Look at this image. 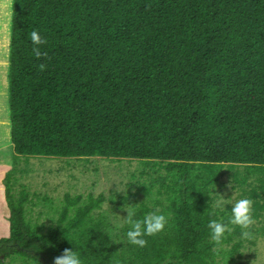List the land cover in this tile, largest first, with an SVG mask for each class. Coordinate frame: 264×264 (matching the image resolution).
I'll list each match as a JSON object with an SVG mask.
<instances>
[{
  "label": "trees",
  "instance_id": "obj_1",
  "mask_svg": "<svg viewBox=\"0 0 264 264\" xmlns=\"http://www.w3.org/2000/svg\"><path fill=\"white\" fill-rule=\"evenodd\" d=\"M9 92L0 264L17 254L53 264L66 248L84 264H249L244 251L264 236V0H14ZM36 157L141 167L125 196L67 194L47 227L27 215L37 194L14 189L20 163ZM212 189L253 201L251 239ZM129 206L137 219H168L143 248L127 241ZM211 220L233 229L220 246Z\"/></svg>",
  "mask_w": 264,
  "mask_h": 264
},
{
  "label": "rangeland",
  "instance_id": "obj_2",
  "mask_svg": "<svg viewBox=\"0 0 264 264\" xmlns=\"http://www.w3.org/2000/svg\"><path fill=\"white\" fill-rule=\"evenodd\" d=\"M11 1L0 0V82L2 81V77L3 82L7 83V86H9V44L11 43L13 14V5L10 10ZM6 76L8 79L5 80ZM1 88L4 90V86ZM6 101L7 107L4 100L0 102V125L4 123L3 119L6 120L4 115L10 116L9 91ZM96 160L93 159L89 164H86L80 160L36 157L30 159L29 162H21L20 168H18V176L16 177L17 182L14 183V189L17 193L20 191L19 186L24 184L31 194H37V196L33 197V203L31 202L28 207V217L31 220H39L40 223L49 217H55L57 219V214H55L56 209L58 206H62L67 194H71L72 197L83 196L81 204L86 203L91 194L95 198H99L103 194L106 196V199L118 196L116 194L125 196L128 192V186L132 181V172H136L141 167L140 163L135 160H122L120 162L100 158ZM67 161L71 162L69 163ZM236 196L237 194L234 192L233 201ZM4 201L6 202L5 198ZM103 208L106 211L112 212L115 206L112 202L108 201L103 205ZM53 214H55L54 217ZM0 220L2 222V225L0 224V240H2L10 236V229L4 226L3 215ZM50 220H45L43 224L50 227L54 223ZM9 221L7 223H10ZM120 223L121 220L119 218L118 221L114 222V226ZM256 242L257 244L255 246L244 252L247 253V257L251 254L249 264H264V236L260 235ZM0 258L3 259L1 255ZM24 258V256L17 254L13 259L15 261L10 260L4 264H26V259Z\"/></svg>",
  "mask_w": 264,
  "mask_h": 264
},
{
  "label": "clouds",
  "instance_id": "obj_3",
  "mask_svg": "<svg viewBox=\"0 0 264 264\" xmlns=\"http://www.w3.org/2000/svg\"><path fill=\"white\" fill-rule=\"evenodd\" d=\"M31 42L33 45H36V47H34L32 50L34 55L36 58H40L42 56V52L39 46L45 44L46 41L41 38L38 31L34 30L31 32ZM214 189L208 193V196L221 197V199L214 201L217 206L223 207L225 204H231L230 223L232 225L238 226L242 230V238L251 239L252 233L250 229L255 223L253 217V201L249 198H241L236 200L235 203H232L231 198L225 199L220 195L214 194ZM133 208L135 207L129 206V208L126 209L127 217L124 218V220L130 226L126 233V237L129 244L143 248L147 244L145 237L153 236L164 231L168 223V219L158 210L146 214L142 220L137 219L136 213L131 210ZM47 219L54 220L53 218L49 217L44 219L43 222ZM208 228L210 229L211 239L216 243L217 246L222 245L227 234L233 230L222 221L217 220L209 221ZM53 264H84V262L75 249L73 250L66 248L60 256L55 257Z\"/></svg>",
  "mask_w": 264,
  "mask_h": 264
},
{
  "label": "crops",
  "instance_id": "obj_4",
  "mask_svg": "<svg viewBox=\"0 0 264 264\" xmlns=\"http://www.w3.org/2000/svg\"><path fill=\"white\" fill-rule=\"evenodd\" d=\"M14 0L11 1L10 5V10L11 6L13 5ZM11 13V11H10ZM11 44V43H10ZM9 44V47H10ZM8 79V77H5V80ZM1 82H0V96L1 93L3 95L1 96L3 99L1 100L0 97V102L4 100V103L6 104L7 107V93L9 91V86H7V83L3 82V78L1 77ZM4 86V90H2L1 87ZM7 113V109H6ZM6 120L3 119L4 123L0 125V219H2L3 215V223L4 226L9 227L10 229V223H7L10 218V209L8 207V203L6 200V186H5V178L6 175L9 171L12 170L13 164H14V145L12 142V122H11V114L10 116H6ZM4 198L6 202L4 201ZM10 222V221H9ZM0 224L2 225V222L0 220Z\"/></svg>",
  "mask_w": 264,
  "mask_h": 264
},
{
  "label": "bare ground",
  "instance_id": "obj_5",
  "mask_svg": "<svg viewBox=\"0 0 264 264\" xmlns=\"http://www.w3.org/2000/svg\"><path fill=\"white\" fill-rule=\"evenodd\" d=\"M4 93V92H3ZM3 93H1V96L3 95Z\"/></svg>",
  "mask_w": 264,
  "mask_h": 264
}]
</instances>
